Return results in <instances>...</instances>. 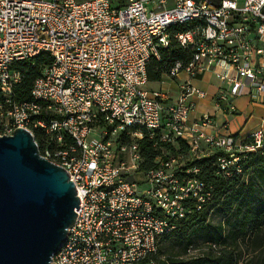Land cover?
Instances as JSON below:
<instances>
[{"label": "built area", "instance_id": "1", "mask_svg": "<svg viewBox=\"0 0 264 264\" xmlns=\"http://www.w3.org/2000/svg\"><path fill=\"white\" fill-rule=\"evenodd\" d=\"M173 41L189 52L163 74L184 75L175 96L147 89L149 62ZM42 54L49 63L28 99L15 101L19 65ZM205 74L217 80L221 115H235L241 96L264 104V0H0V136L22 128L37 137L79 199L53 264H140L186 219L189 202L201 209L211 198L185 161L215 157L230 177L264 150L260 128L245 140L204 134L209 115L189 125L192 98L207 96L189 81ZM144 139L155 149L181 139L187 154L162 152L144 169Z\"/></svg>", "mask_w": 264, "mask_h": 264}, {"label": "trees", "instance_id": "2", "mask_svg": "<svg viewBox=\"0 0 264 264\" xmlns=\"http://www.w3.org/2000/svg\"><path fill=\"white\" fill-rule=\"evenodd\" d=\"M189 52L181 49L174 41L160 52L159 61L152 59L147 67L149 83L161 82L163 74L169 72L175 60H187ZM47 55H40L32 63L20 64L21 82L14 89L13 99H28L34 79L49 63ZM2 97L0 95V103ZM39 144V139L35 137ZM152 141L144 139L141 151L143 168L154 166V160L162 152L166 156L187 154L188 147L181 139L174 145H159L155 149ZM41 151V149H40ZM198 167L197 178L211 187V198L202 205L189 202L191 210L186 219L179 222L170 237H166L157 252L145 258L140 264H264V150L249 153L241 163V172L230 177L218 173L215 157L184 162L183 169ZM215 214L220 222L213 224L209 215ZM200 237L206 243V250L194 255L189 251L195 239ZM168 242L169 247H163ZM178 246L180 251L166 254V249Z\"/></svg>", "mask_w": 264, "mask_h": 264}, {"label": "water", "instance_id": "3", "mask_svg": "<svg viewBox=\"0 0 264 264\" xmlns=\"http://www.w3.org/2000/svg\"><path fill=\"white\" fill-rule=\"evenodd\" d=\"M67 175L27 130L0 136V264H53L79 207Z\"/></svg>", "mask_w": 264, "mask_h": 264}, {"label": "crops", "instance_id": "4", "mask_svg": "<svg viewBox=\"0 0 264 264\" xmlns=\"http://www.w3.org/2000/svg\"><path fill=\"white\" fill-rule=\"evenodd\" d=\"M184 75H180L176 81H171L170 85L172 87H161L166 77H163L161 82L158 83H148L147 89L163 90L168 92L172 96L176 95L177 83L184 79ZM190 84L198 89L206 92L207 96L203 99L192 98L195 106L190 112L188 123L191 125L194 121H197L202 115H209L212 119V124L210 126L199 128L206 135H222L231 134L238 139H245L249 135L257 130L262 129L264 131V104L259 102H254L250 100L249 97L241 96L234 100V105L237 112L233 116H224L216 109L214 99L218 89V83L215 77L211 74L201 75L198 79H193L189 81ZM151 84H157L156 89L150 88ZM227 123V131L224 132L222 124Z\"/></svg>", "mask_w": 264, "mask_h": 264}, {"label": "rangeland", "instance_id": "5", "mask_svg": "<svg viewBox=\"0 0 264 264\" xmlns=\"http://www.w3.org/2000/svg\"><path fill=\"white\" fill-rule=\"evenodd\" d=\"M77 1H83V0H77ZM171 80L167 79L163 81V84L161 85V87H167L170 86L172 87V85H170ZM158 87L157 84H151L150 88L152 89H156ZM209 220L213 223V224H217L218 222H220V218L218 216H216L215 214H210L209 215ZM171 245V243L169 244L168 242L164 243L162 246L163 247H169ZM206 243L203 242V240L198 237L195 239L194 245L192 246V248L189 251V255H194L196 253H200V251L206 250ZM180 251V248L178 246H174L173 248H169V250L166 249V254H172V253H176Z\"/></svg>", "mask_w": 264, "mask_h": 264}]
</instances>
